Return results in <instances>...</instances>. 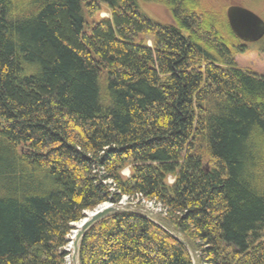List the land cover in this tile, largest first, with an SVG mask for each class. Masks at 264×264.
<instances>
[{
	"label": "trees",
	"instance_id": "16d2710c",
	"mask_svg": "<svg viewBox=\"0 0 264 264\" xmlns=\"http://www.w3.org/2000/svg\"><path fill=\"white\" fill-rule=\"evenodd\" d=\"M229 5L0 0V264H72L103 203L77 264H264V76Z\"/></svg>",
	"mask_w": 264,
	"mask_h": 264
},
{
	"label": "water",
	"instance_id": "95a60500",
	"mask_svg": "<svg viewBox=\"0 0 264 264\" xmlns=\"http://www.w3.org/2000/svg\"><path fill=\"white\" fill-rule=\"evenodd\" d=\"M225 13L230 28L243 41H257L264 36V19L253 10L240 4H230L226 7ZM116 209V207L109 204L106 205L105 203L99 205L95 210L86 213L85 218L81 220L79 227L76 229L74 239L71 241L73 251L72 260L75 264H77L76 252L78 241L84 231L92 223ZM174 235L187 246V243L181 238L178 232H175Z\"/></svg>",
	"mask_w": 264,
	"mask_h": 264
},
{
	"label": "rangeland",
	"instance_id": "374dc122",
	"mask_svg": "<svg viewBox=\"0 0 264 264\" xmlns=\"http://www.w3.org/2000/svg\"><path fill=\"white\" fill-rule=\"evenodd\" d=\"M208 1L214 5L240 4V5H243L247 8H250L251 10L256 12L258 15H260L264 19V4L260 3V0H251V1H255V3L258 4L256 7L246 3V0H245V2H243L244 0H208ZM142 5L143 6L141 8L147 14H149L151 17L159 18V19L167 21V19L163 16V11L160 7L150 6V5H146V4H142ZM98 16L99 17H109V12L107 10H105V11L102 10L101 12H99ZM235 60H236V66L238 68L246 69V70H249L255 74L264 76V42L261 40H259V41H247L246 42V49L244 50V52L237 54L235 57ZM122 174L128 175L129 174V168L125 167L122 170ZM169 180L171 181L172 178L169 177ZM125 202H126V200L123 197L122 202H120V204L117 205V207L120 208V207L128 206ZM103 204H105V203H103ZM106 204H110V203H106ZM155 215H158V214H155ZM156 217H157L156 220H158L159 222H161L165 225H168L165 222V220L163 218H161V216H156ZM80 222H78V223H80ZM78 223H76L75 225L77 226ZM75 225H74V228L76 227ZM71 233L68 236V239L70 240V238H71V241H72L73 237H74V233H72V235H71ZM71 241H70V243L67 244V249L70 250V254L68 255L66 260L68 263L75 264L72 260L73 251H72ZM192 256H193V264H199L197 259H196L195 253H192Z\"/></svg>",
	"mask_w": 264,
	"mask_h": 264
},
{
	"label": "built area",
	"instance_id": "2783aa9c",
	"mask_svg": "<svg viewBox=\"0 0 264 264\" xmlns=\"http://www.w3.org/2000/svg\"><path fill=\"white\" fill-rule=\"evenodd\" d=\"M144 210L148 215H155V214H162L163 212L160 210V208L154 206L152 202H144L143 204Z\"/></svg>",
	"mask_w": 264,
	"mask_h": 264
},
{
	"label": "bare ground",
	"instance_id": "6f19581e",
	"mask_svg": "<svg viewBox=\"0 0 264 264\" xmlns=\"http://www.w3.org/2000/svg\"><path fill=\"white\" fill-rule=\"evenodd\" d=\"M245 42H247V41H245ZM124 199H125V200H127V197H124ZM120 202H122V199H121V201H120ZM106 205H107V204H106ZM109 205H111V204H109ZM104 206H105V205H104ZM78 227H79V223H78V225H77V228H78ZM77 228H76V229H77ZM76 229H75V230H73V232H72V233H74V234H75V233H76ZM73 239H74V237H73Z\"/></svg>",
	"mask_w": 264,
	"mask_h": 264
}]
</instances>
